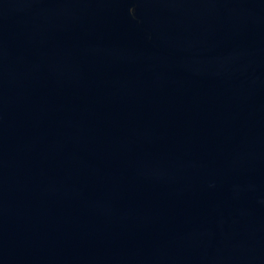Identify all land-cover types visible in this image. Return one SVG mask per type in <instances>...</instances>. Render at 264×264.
Listing matches in <instances>:
<instances>
[{"label":"water","instance_id":"95a60500","mask_svg":"<svg viewBox=\"0 0 264 264\" xmlns=\"http://www.w3.org/2000/svg\"><path fill=\"white\" fill-rule=\"evenodd\" d=\"M0 264H264V0H0Z\"/></svg>","mask_w":264,"mask_h":264}]
</instances>
